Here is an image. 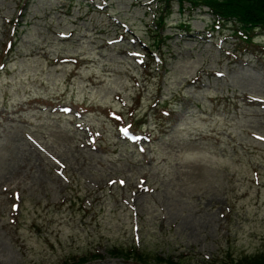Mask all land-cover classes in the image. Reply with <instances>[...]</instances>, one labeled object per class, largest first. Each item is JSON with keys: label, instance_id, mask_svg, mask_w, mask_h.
Here are the masks:
<instances>
[{"label": "rangeland", "instance_id": "rangeland-1", "mask_svg": "<svg viewBox=\"0 0 264 264\" xmlns=\"http://www.w3.org/2000/svg\"><path fill=\"white\" fill-rule=\"evenodd\" d=\"M158 9L0 0V264L264 254V29Z\"/></svg>", "mask_w": 264, "mask_h": 264}, {"label": "trees", "instance_id": "trees-1", "mask_svg": "<svg viewBox=\"0 0 264 264\" xmlns=\"http://www.w3.org/2000/svg\"><path fill=\"white\" fill-rule=\"evenodd\" d=\"M159 4V9L154 15V24L159 29L164 22L165 15L171 8L172 3H176L180 10L184 8L193 9L196 7H206L207 12L211 15L215 24H225L230 28L231 36H234L238 41L243 43H251L257 29H264V0H154ZM187 3V5H185ZM187 6V7H185ZM214 24V26H215ZM180 27H183L181 24ZM182 29L188 30V27ZM161 40L159 36L157 40ZM120 253L121 257L126 261L134 263H144L149 261L147 257L134 249H121L116 252ZM154 260L162 262H170L169 257H161V255H154ZM86 260L85 256L80 257V263ZM199 260L198 258L196 259ZM179 262L174 264H181ZM200 261V260H199ZM223 264H264V254L261 256L249 255L239 257H224ZM173 264V263H172ZM187 264V263H185Z\"/></svg>", "mask_w": 264, "mask_h": 264}]
</instances>
